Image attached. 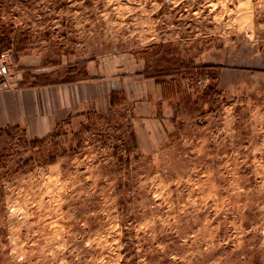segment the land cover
<instances>
[{"label":"rangeland","instance_id":"374dc122","mask_svg":"<svg viewBox=\"0 0 264 264\" xmlns=\"http://www.w3.org/2000/svg\"><path fill=\"white\" fill-rule=\"evenodd\" d=\"M0 49L111 88L0 129V264H264V0H0Z\"/></svg>","mask_w":264,"mask_h":264},{"label":"crops","instance_id":"0c3cea01","mask_svg":"<svg viewBox=\"0 0 264 264\" xmlns=\"http://www.w3.org/2000/svg\"><path fill=\"white\" fill-rule=\"evenodd\" d=\"M105 85L86 81L0 92V129L17 125L33 136L44 135L69 117L95 104L106 103L111 88ZM147 100H150L147 109L151 116L154 103L152 98Z\"/></svg>","mask_w":264,"mask_h":264},{"label":"built area","instance_id":"2783aa9c","mask_svg":"<svg viewBox=\"0 0 264 264\" xmlns=\"http://www.w3.org/2000/svg\"><path fill=\"white\" fill-rule=\"evenodd\" d=\"M9 65L6 59V54H0V86H2L8 80Z\"/></svg>","mask_w":264,"mask_h":264},{"label":"trees","instance_id":"16d2710c","mask_svg":"<svg viewBox=\"0 0 264 264\" xmlns=\"http://www.w3.org/2000/svg\"><path fill=\"white\" fill-rule=\"evenodd\" d=\"M0 51H1V49H0ZM151 77H153V78H158V76H155V75H153V76H151ZM158 83H159V82H158ZM117 104H118V102L115 101L114 95H112V98H111V105H112V106H116Z\"/></svg>","mask_w":264,"mask_h":264}]
</instances>
